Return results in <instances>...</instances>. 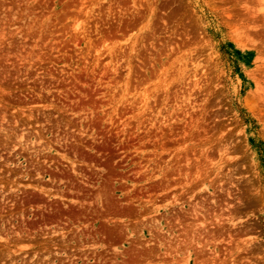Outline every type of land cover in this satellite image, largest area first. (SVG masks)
<instances>
[{
    "label": "rangeland",
    "instance_id": "rangeland-1",
    "mask_svg": "<svg viewBox=\"0 0 264 264\" xmlns=\"http://www.w3.org/2000/svg\"><path fill=\"white\" fill-rule=\"evenodd\" d=\"M0 264H264V0H0Z\"/></svg>",
    "mask_w": 264,
    "mask_h": 264
}]
</instances>
